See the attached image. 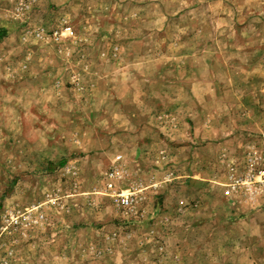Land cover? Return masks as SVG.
Returning a JSON list of instances; mask_svg holds the SVG:
<instances>
[{
    "label": "rangeland",
    "instance_id": "1",
    "mask_svg": "<svg viewBox=\"0 0 264 264\" xmlns=\"http://www.w3.org/2000/svg\"><path fill=\"white\" fill-rule=\"evenodd\" d=\"M0 264H264V0H0Z\"/></svg>",
    "mask_w": 264,
    "mask_h": 264
},
{
    "label": "built area",
    "instance_id": "2",
    "mask_svg": "<svg viewBox=\"0 0 264 264\" xmlns=\"http://www.w3.org/2000/svg\"><path fill=\"white\" fill-rule=\"evenodd\" d=\"M118 176H121L120 174V168H117L115 170H111V172L108 174V178L109 180L107 181V186L109 189H113L114 185H115V180ZM112 196L115 197V199L117 201H119V203L124 204V205H128L132 202L133 198V193L132 192H116L114 189V192L112 193Z\"/></svg>",
    "mask_w": 264,
    "mask_h": 264
}]
</instances>
